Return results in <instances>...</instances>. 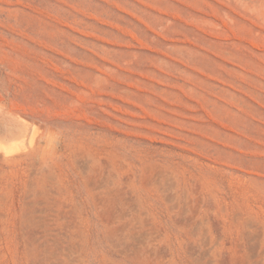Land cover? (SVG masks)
<instances>
[{
    "label": "rangeland",
    "instance_id": "rangeland-1",
    "mask_svg": "<svg viewBox=\"0 0 264 264\" xmlns=\"http://www.w3.org/2000/svg\"><path fill=\"white\" fill-rule=\"evenodd\" d=\"M0 264H264V0H0Z\"/></svg>",
    "mask_w": 264,
    "mask_h": 264
}]
</instances>
